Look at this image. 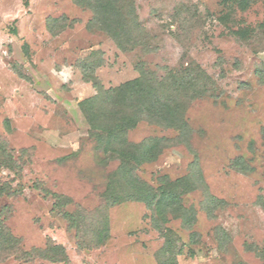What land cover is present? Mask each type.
Instances as JSON below:
<instances>
[{
  "label": "rangeland",
  "instance_id": "obj_1",
  "mask_svg": "<svg viewBox=\"0 0 264 264\" xmlns=\"http://www.w3.org/2000/svg\"><path fill=\"white\" fill-rule=\"evenodd\" d=\"M117 1L120 42L75 0H0V208L22 251L66 255L0 264H264V0Z\"/></svg>",
  "mask_w": 264,
  "mask_h": 264
},
{
  "label": "trees",
  "instance_id": "obj_2",
  "mask_svg": "<svg viewBox=\"0 0 264 264\" xmlns=\"http://www.w3.org/2000/svg\"><path fill=\"white\" fill-rule=\"evenodd\" d=\"M229 0H224L227 2ZM231 1V0H230ZM76 4L80 7H85L92 12V19L90 26L97 27L106 31L110 37L116 42H120V39L125 35L126 23L123 20V15L118 8L117 0H75ZM122 147V146H121ZM121 149V148H120ZM119 149V150H120ZM153 149L147 148L143 152L141 159H135L137 164L144 161L146 157L152 155ZM123 156L127 157V153ZM155 156V153L153 154ZM124 161L122 165L118 167L116 175H121L131 180V189L126 193L127 200L139 201L144 203L148 208H152L153 205L160 207V202L166 197L162 196L161 192H155L149 186H146L144 182H141L135 176V169H129L126 158H122ZM9 168L10 170L18 173L20 167L17 161L13 158V154L6 144L0 140V168ZM17 170V171H16ZM134 170V171H133ZM19 193L17 188L11 187L8 183L0 182V198L12 197ZM54 203V209L58 210L66 217L70 222L71 227L75 223V218L69 212L65 211V206L70 204V200L61 195H52ZM10 209L8 206L0 208V253L8 255H15L19 259L31 260L33 258L47 259L51 262H63L66 260L64 249L60 245H48L42 250L33 249L30 253L22 251L20 248V240L11 235L5 226V220L9 215ZM99 239L95 246L104 243L105 238L108 236L107 225L104 224L102 229L98 233Z\"/></svg>",
  "mask_w": 264,
  "mask_h": 264
}]
</instances>
